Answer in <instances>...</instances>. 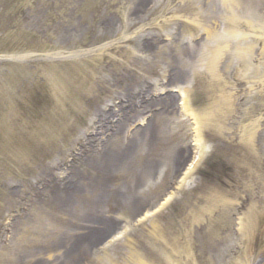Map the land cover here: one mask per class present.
I'll return each mask as SVG.
<instances>
[{"label":"rangeland","instance_id":"rangeland-1","mask_svg":"<svg viewBox=\"0 0 264 264\" xmlns=\"http://www.w3.org/2000/svg\"><path fill=\"white\" fill-rule=\"evenodd\" d=\"M80 2L0 0V264H264V0ZM178 92L205 148L183 180L193 126ZM169 95L173 114L148 126L143 103Z\"/></svg>","mask_w":264,"mask_h":264},{"label":"bare ground","instance_id":"bare-ground-1","mask_svg":"<svg viewBox=\"0 0 264 264\" xmlns=\"http://www.w3.org/2000/svg\"><path fill=\"white\" fill-rule=\"evenodd\" d=\"M222 1V3H223V5H224V8H226V9H229V6H230V0H221ZM245 2H247L248 3V1H245ZM228 22H230L231 23V25H230V28H231V30H232V32L234 33V34H236V32H237V30L239 29V26H234L233 25V23L234 22H231V21H228ZM201 42V41H200ZM196 45H199V43H197ZM159 47V46H158ZM230 48V46H224L223 47V50L221 49L220 50V52H218V51H214V55H213V57L212 58H210V60H209V67H208V74H209V77H211V79L213 80V87H215V90H216V88L218 89L219 88V84H220V81L218 80L219 78H220V69H219V64L221 63L220 61H221V59L223 58V53L224 52H226L227 51V49H229ZM188 49V48H187ZM247 49H251L250 47H247V48H245L243 51L245 52V53H248V52H252V50L251 51H249V50H247ZM216 50H218V49H216ZM178 56H179V58H182V59H185V58H187V61L189 62H191V59L190 58H192V57H190L189 56V51L188 50H186V49H184V48H181V47H179V49H178ZM229 54V53H228ZM184 55V56H183ZM191 55H193V52H192V54ZM241 61H242V58L239 56L238 57ZM170 62V68H171V72H170V79H180L181 80V78H182V76H183V73H182V70H180L179 68H178V66H177V64L176 63H174V61L173 60H171V61H169ZM244 63H242L241 65H240V67L242 68V69H244L246 66H244L243 65ZM245 70V69H244ZM238 73H240V71H238ZM173 81V80H172ZM171 88V87H170ZM169 96H171V95H169ZM178 96H179V111H180V113H181V111H188V118H191L192 117V115H191V110H190V106H189V102H188V100L185 98V96H184V92H182V93H179L178 92ZM171 98H173L172 96L171 97H169V98H167V96L165 97V98H163V99H154V100H151V101H149L148 103H143V106L142 107H144V108H148V109H152V108H155L154 109V115L152 116V120L149 122L150 124H148V126H151L152 128H154V127H157L158 126V124L159 123H163V120L166 118V117H169L171 114H173V112H174V109H173V103H172V101L170 100ZM142 105V104H141ZM133 106V105H132ZM148 106V107H147ZM130 107H131V105H130ZM112 111V110H111ZM178 111V112H179ZM121 113V112H120ZM176 114V113H175ZM108 113H105V112H100L99 114H98V117H97V127H98V131H107V129H109L110 131H111V138L112 139H114V138H116V137H118L119 136V134H120V131H121V126H120V124H116V125H114L113 126V128H111L109 125H105V123H106V121H107V117H108ZM180 116V115H179ZM203 119L206 121V122H208V124H211V122H212V119H211V116H204L203 117ZM191 121H192V134L190 135V139L192 140L191 142H192V158L190 159V162L188 163V164H190V165H188V168L184 171V173L182 174V180L185 178H187L188 176H190V172H191V170H194L196 167H197V165L200 163V161L202 160V157L204 156V150H203V148H204V143H203V139H204V134H203V132H202V129H201V127H202V122H201V118H199V117H196V118H194V119H190ZM200 122V123H199ZM203 124H204V122H203ZM205 149V148H204ZM120 151H117V149L116 150H114L112 153H111V161L110 160H108L107 162H106V169H107V172H109V171H112V170H114L113 168H117L120 164V159H121V154L119 153ZM197 156V161H196V163H195V161L193 160V158H194V156ZM180 157H181V153H179V159H180ZM114 159V160H113ZM113 162L114 163H117V164H113ZM109 168V169H108ZM103 174V173H102ZM101 174V175H102ZM110 175H111V173H109V177H110ZM68 178V177H67ZM71 178V177H70ZM98 178L99 179H101V176L99 175L98 176ZM98 179V180H99ZM97 180V181H98ZM107 180V178H106V175L104 174V181H106ZM104 181H100V182H98V183H96L95 185H94V187L93 188H95V187H97V188H99V189H97V190H95L94 191V194L93 195H90L89 197V203H88V206H86V207H88V209H86L84 206L85 205H81V207H82V215H84V214H86V212L89 210V212H91L92 210L89 208V206H91V207H93L94 205H95V201L98 203L99 202V197L101 196L102 197V194H103V189H105L106 188V186L104 185ZM72 182V181H71ZM90 186L92 187V185L90 184ZM67 190H69V188L67 189ZM70 191V190H69ZM96 192H99L97 195H95V193ZM82 193V192H81ZM80 193V194H81ZM102 193V194H101ZM128 193V199H129V202H130V204L133 206V205H140L141 204V202H140V200L139 199H135L134 200V198H133V194H131L130 192H127ZM75 195H77V191H75L74 192V195H73V197L75 196ZM100 197V198H101ZM76 198V197H75ZM95 199V200H94ZM80 201H82V202H84V204H86V199H82V200H80ZM92 201H94L93 203H91ZM168 201V199H166L165 200V202H167ZM92 204V205H91ZM61 205H62V203H61ZM63 206V208H61V209H69V212L71 213V211H70V208H71V206H73V208L76 206L75 204H72V201H70V202H68L65 206L64 205H62ZM74 210V209H73Z\"/></svg>","mask_w":264,"mask_h":264},{"label":"trees","instance_id":"trees-1","mask_svg":"<svg viewBox=\"0 0 264 264\" xmlns=\"http://www.w3.org/2000/svg\"><path fill=\"white\" fill-rule=\"evenodd\" d=\"M98 2L99 0H81L80 7L86 9L85 11L87 12L89 11V9H91L92 11L97 6ZM0 22H2V17H0ZM0 29L4 31L13 30L1 23H0Z\"/></svg>","mask_w":264,"mask_h":264}]
</instances>
